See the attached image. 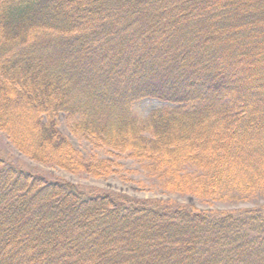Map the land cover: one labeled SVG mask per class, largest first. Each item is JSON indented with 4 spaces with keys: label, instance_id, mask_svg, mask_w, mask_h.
I'll list each match as a JSON object with an SVG mask.
<instances>
[{
    "label": "trees",
    "instance_id": "16d2710c",
    "mask_svg": "<svg viewBox=\"0 0 264 264\" xmlns=\"http://www.w3.org/2000/svg\"><path fill=\"white\" fill-rule=\"evenodd\" d=\"M145 97L168 105L138 118ZM59 113L164 191L264 193V0H0V132L34 161L109 171L61 133ZM0 264H264V205L136 198L0 148Z\"/></svg>",
    "mask_w": 264,
    "mask_h": 264
},
{
    "label": "rangeland",
    "instance_id": "374dc122",
    "mask_svg": "<svg viewBox=\"0 0 264 264\" xmlns=\"http://www.w3.org/2000/svg\"><path fill=\"white\" fill-rule=\"evenodd\" d=\"M165 105L166 103L161 102L158 99L145 97L136 100L131 108L138 118L144 119L151 111ZM66 121L65 114L59 113L57 115L56 122L61 133L68 137L72 145L78 149L83 156H96L111 159L114 163L109 171L100 175L72 173L55 165H47L34 161L21 154L15 147H13L2 132H0V148L11 154L18 161L22 162L23 165L46 173L49 176L61 178L74 184L123 193L136 198L173 201L177 204H185L205 211L235 210L244 208L251 209L264 205V193L237 200L218 201L212 199H200L189 194H178L164 191L158 187L156 181L153 180L145 170H143L138 161L131 159L123 153L112 154L109 151H106V149L95 147L88 140L76 137L70 132Z\"/></svg>",
    "mask_w": 264,
    "mask_h": 264
}]
</instances>
